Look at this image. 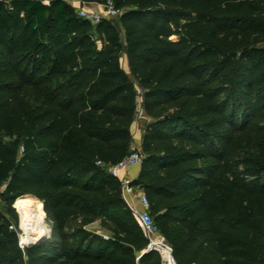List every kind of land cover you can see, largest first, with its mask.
Returning a JSON list of instances; mask_svg holds the SVG:
<instances>
[{
  "label": "trees",
  "instance_id": "obj_1",
  "mask_svg": "<svg viewBox=\"0 0 264 264\" xmlns=\"http://www.w3.org/2000/svg\"><path fill=\"white\" fill-rule=\"evenodd\" d=\"M80 1L123 13L0 0V264H161L107 172L134 150L139 93L133 185L176 264H264V0ZM24 196L51 234L22 249Z\"/></svg>",
  "mask_w": 264,
  "mask_h": 264
},
{
  "label": "built area",
  "instance_id": "obj_2",
  "mask_svg": "<svg viewBox=\"0 0 264 264\" xmlns=\"http://www.w3.org/2000/svg\"><path fill=\"white\" fill-rule=\"evenodd\" d=\"M2 1V0H1ZM47 4L52 1L63 2L74 8L79 18L88 21L93 26L99 25L103 20H116L123 11L115 7L112 1L105 5L87 4L80 0H41ZM144 154L140 148H134L133 152L123 159L120 163L107 169L108 174L121 181V195L122 198L132 213L133 218L139 225L144 237L148 241V245L144 253H154L160 258L161 264H176L172 248L168 245L166 240L160 235L158 227L155 225L153 218L150 215V203L147 197L139 189L133 185V182L127 178L121 179L122 173H127L131 169L140 167ZM102 166L101 163H97ZM107 239V237H104ZM23 249L24 246L20 244Z\"/></svg>",
  "mask_w": 264,
  "mask_h": 264
},
{
  "label": "rangeland",
  "instance_id": "obj_3",
  "mask_svg": "<svg viewBox=\"0 0 264 264\" xmlns=\"http://www.w3.org/2000/svg\"><path fill=\"white\" fill-rule=\"evenodd\" d=\"M78 16V15H77ZM79 17V16H78ZM117 20V19H116ZM119 64L122 67V69L125 71L126 74L130 75L129 72V66H128V60L126 55L124 54V52L122 54L119 55ZM137 99V104H138V108H137V116H136V120L132 125V136H133V141H134V148H140L141 145V139L140 141L138 140L137 142L135 141V139H139L142 138L143 135V127L145 126V123L147 121H149V119L145 116L143 108H142V100L140 98V93ZM253 179H258L259 182L264 181V174H259L254 178H249V181H252ZM136 189H139V187L136 186ZM41 203V201H40ZM42 206V203H41ZM13 208L15 209L17 216H18V235H19V240H20V244H21V230H20V214L18 212V210L15 208V205L13 206ZM3 209V208H2ZM42 213V210H41ZM78 228H83L84 230L99 235V236H104V237H110L111 234L102 227V224L100 221L93 223L91 225H86V226H82L81 222L79 220L73 221L72 223H70V229H78ZM45 230H46V237H44L43 239L49 238L50 234H51V226L50 223L48 222L47 219H45ZM22 245V244H21ZM31 245V244H30ZM30 245H26L25 247H28Z\"/></svg>",
  "mask_w": 264,
  "mask_h": 264
},
{
  "label": "bare ground",
  "instance_id": "obj_4",
  "mask_svg": "<svg viewBox=\"0 0 264 264\" xmlns=\"http://www.w3.org/2000/svg\"><path fill=\"white\" fill-rule=\"evenodd\" d=\"M15 208L20 214V239L23 245H30L47 236L45 219L41 213V203L37 198L21 197L16 201Z\"/></svg>",
  "mask_w": 264,
  "mask_h": 264
},
{
  "label": "crops",
  "instance_id": "obj_5",
  "mask_svg": "<svg viewBox=\"0 0 264 264\" xmlns=\"http://www.w3.org/2000/svg\"><path fill=\"white\" fill-rule=\"evenodd\" d=\"M140 139L141 138H139V139H135V141L137 142L138 140L140 141ZM139 173H140V167H136V168H133V169H131L129 172H127V173H122L121 175H120V178L121 179H124V178H127V179H129L130 181H132V182H134V181H136L137 179H138V177H139Z\"/></svg>",
  "mask_w": 264,
  "mask_h": 264
},
{
  "label": "water",
  "instance_id": "obj_6",
  "mask_svg": "<svg viewBox=\"0 0 264 264\" xmlns=\"http://www.w3.org/2000/svg\"><path fill=\"white\" fill-rule=\"evenodd\" d=\"M44 238V237H43ZM42 238V239H43ZM42 239H39L38 241H36V242H34V243H32L31 245H34V244H36V243H38V242H40ZM22 244V243H21ZM23 245V244H22ZM23 246H25V245H23Z\"/></svg>",
  "mask_w": 264,
  "mask_h": 264
}]
</instances>
